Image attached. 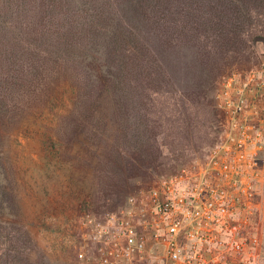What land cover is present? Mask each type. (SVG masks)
<instances>
[{
	"label": "trees",
	"instance_id": "1",
	"mask_svg": "<svg viewBox=\"0 0 264 264\" xmlns=\"http://www.w3.org/2000/svg\"><path fill=\"white\" fill-rule=\"evenodd\" d=\"M257 36L264 37V0H0V264L28 260L27 242L10 225L2 143L22 113L66 107L65 97L71 107L97 105L109 95L114 122L137 132L113 137L111 162L129 152L139 158L127 166H138L159 150L201 143L219 112L203 85L175 87L166 56L191 49L204 74L218 79L223 65L254 54ZM121 176L116 185L126 186Z\"/></svg>",
	"mask_w": 264,
	"mask_h": 264
},
{
	"label": "rangeland",
	"instance_id": "2",
	"mask_svg": "<svg viewBox=\"0 0 264 264\" xmlns=\"http://www.w3.org/2000/svg\"><path fill=\"white\" fill-rule=\"evenodd\" d=\"M252 47L254 54L237 56L223 65L218 79L213 80L195 62L191 49H178L166 56L164 64L175 87L185 90L203 85L219 112L212 117L213 125L201 143L193 140L189 147L173 153L159 150L154 160L138 166H127L129 162L125 160L139 158L129 152L118 159L119 163L111 162L110 154L118 148L113 137L120 130L134 135L137 132L134 125L126 130L120 128V122H114L117 109L110 104L109 95L104 94L97 105L82 108L71 107L65 97L66 107L56 104L24 110L3 133L2 143L6 192L13 196L9 208L15 215L10 225L27 242V264H77L75 248L82 242L80 223L87 213L103 219L124 207L129 197L153 188L161 177L203 159L211 148L220 147L229 131L230 115L219 107L225 99L233 103L242 100L244 104L243 113L236 116L240 127L232 136L238 137L244 126L248 133L259 136L256 160L260 177L252 186L259 234L255 262L264 264V37H255ZM63 83L67 84L63 80L59 85ZM142 156L148 157L147 150ZM121 174L127 176L126 186L116 185L115 176L124 177ZM109 203L114 204L112 212L107 211Z\"/></svg>",
	"mask_w": 264,
	"mask_h": 264
},
{
	"label": "built area",
	"instance_id": "3",
	"mask_svg": "<svg viewBox=\"0 0 264 264\" xmlns=\"http://www.w3.org/2000/svg\"><path fill=\"white\" fill-rule=\"evenodd\" d=\"M219 107L230 115L220 147L129 197L117 212L101 220L86 215L77 264H256L259 136L245 126L232 136L242 100Z\"/></svg>",
	"mask_w": 264,
	"mask_h": 264
}]
</instances>
